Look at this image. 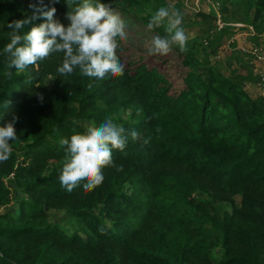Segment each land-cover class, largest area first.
Returning <instances> with one entry per match:
<instances>
[{
	"label": "trees",
	"instance_id": "trees-1",
	"mask_svg": "<svg viewBox=\"0 0 264 264\" xmlns=\"http://www.w3.org/2000/svg\"><path fill=\"white\" fill-rule=\"evenodd\" d=\"M215 1L224 15L243 14L264 28V0ZM37 2L0 0V126L17 116L20 137L0 164V208L11 200L17 208L0 211V264H264V96L200 56L226 28L206 30L207 44L191 37L185 53L154 56L179 66L172 81L145 58L152 38L166 34L147 29L164 0H101L133 24L134 35L125 30L126 58L118 41L122 76L97 82L77 69L61 77L62 56L52 54L23 72L11 69L9 78L6 25L30 16ZM79 2L70 0L73 8ZM54 6L67 25L66 0ZM109 116L138 139L113 150L116 167L104 169L102 185L67 193L58 179L66 160L61 140ZM51 210L76 227L50 218Z\"/></svg>",
	"mask_w": 264,
	"mask_h": 264
},
{
	"label": "clouds",
	"instance_id": "clouds-1",
	"mask_svg": "<svg viewBox=\"0 0 264 264\" xmlns=\"http://www.w3.org/2000/svg\"><path fill=\"white\" fill-rule=\"evenodd\" d=\"M59 2L49 0L45 4L44 0H38L29 5L30 16L12 20L6 25L10 31L9 42L3 48L5 67L9 70L5 75L11 78V69L23 72L52 54H60L62 63L57 72L61 77L71 75L77 69L83 76L97 82L122 76L125 65L118 57L117 49L118 41L125 40L127 36L125 24L114 13L111 2L80 0L73 8L70 0H66L67 25L56 17L57 8L54 5ZM40 19L44 22L34 25L28 32L23 31L25 25ZM182 21L183 15L178 9L161 6L148 21L147 29L163 27L166 34L152 38L147 54L167 56L173 48H178L181 53L187 52L188 36ZM89 87L92 85L89 84ZM38 99L43 100L42 94ZM18 119L14 115L4 126H0V164L9 160L11 143L20 138L15 128ZM156 131L160 129L156 128ZM138 137L135 129H126L109 116L98 126L87 127L84 133L63 138L61 145L66 160L58 177L61 188L69 194L78 188L86 193L95 190L104 181V169L116 167L113 150L124 152L129 138L135 141ZM150 140L151 136L145 143Z\"/></svg>",
	"mask_w": 264,
	"mask_h": 264
},
{
	"label": "rangeland",
	"instance_id": "rangeland-1",
	"mask_svg": "<svg viewBox=\"0 0 264 264\" xmlns=\"http://www.w3.org/2000/svg\"><path fill=\"white\" fill-rule=\"evenodd\" d=\"M164 2L165 5L161 6H169L182 13V27L188 36V40L196 35L204 44H207L206 30L212 32V28H214L216 29L213 31L214 33L226 28L216 45L213 46L215 48L207 47V52L200 56H206L226 75L231 74L236 78H241L245 88L253 96H264V28L256 29L255 24L250 19H241L243 14L234 13L231 15L229 12L226 14L227 16L224 15L220 12L219 3L215 0H164ZM198 12L210 13L214 17L212 19L202 18ZM118 16L123 20L128 34L134 35L133 24L120 15ZM133 39L137 40L135 36ZM122 42L125 47L123 56L126 58L132 46L129 47L126 40ZM198 46L200 47L199 43ZM145 58L150 65L156 64L163 69L172 81H179V66H176L175 63L170 62L166 65L161 62V59L148 54ZM87 124L90 125V123ZM22 152L23 147L20 145L17 147V154L20 155ZM15 206L14 201L11 200L7 206H1L0 211L8 209L15 213L17 211ZM50 218L61 221L69 230L76 227L63 211L51 210ZM214 254L216 257L220 256L219 246L214 249Z\"/></svg>",
	"mask_w": 264,
	"mask_h": 264
},
{
	"label": "built area",
	"instance_id": "built-area-1",
	"mask_svg": "<svg viewBox=\"0 0 264 264\" xmlns=\"http://www.w3.org/2000/svg\"><path fill=\"white\" fill-rule=\"evenodd\" d=\"M263 79V78H262Z\"/></svg>",
	"mask_w": 264,
	"mask_h": 264
}]
</instances>
